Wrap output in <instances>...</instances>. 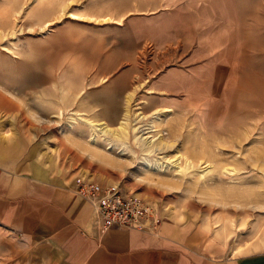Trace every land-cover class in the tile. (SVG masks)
<instances>
[{"label":"rangeland","instance_id":"1","mask_svg":"<svg viewBox=\"0 0 264 264\" xmlns=\"http://www.w3.org/2000/svg\"><path fill=\"white\" fill-rule=\"evenodd\" d=\"M0 96L5 167L118 184L213 251L264 250V0H0ZM99 123L118 135L92 142ZM0 264L65 261L0 233Z\"/></svg>","mask_w":264,"mask_h":264},{"label":"crops","instance_id":"2","mask_svg":"<svg viewBox=\"0 0 264 264\" xmlns=\"http://www.w3.org/2000/svg\"><path fill=\"white\" fill-rule=\"evenodd\" d=\"M0 233L53 246L65 264H264V250L225 256L173 222L162 221L155 234L103 229L71 184L33 180L1 162Z\"/></svg>","mask_w":264,"mask_h":264},{"label":"built area","instance_id":"3","mask_svg":"<svg viewBox=\"0 0 264 264\" xmlns=\"http://www.w3.org/2000/svg\"><path fill=\"white\" fill-rule=\"evenodd\" d=\"M76 195L89 203L93 222L103 228L138 229L157 233L161 218L149 202L124 193L118 184L102 186L81 181L74 186Z\"/></svg>","mask_w":264,"mask_h":264},{"label":"bare ground","instance_id":"4","mask_svg":"<svg viewBox=\"0 0 264 264\" xmlns=\"http://www.w3.org/2000/svg\"><path fill=\"white\" fill-rule=\"evenodd\" d=\"M33 84V83H32ZM2 96H0V98H1ZM3 99V98H2ZM0 104H2L1 106H3V103H0ZM11 105V104H10ZM164 112L165 111H162V112H160V113H158V114H156V115H154L153 116V120H152V122L154 123L155 121H157V120H159L160 119V116H161V114L163 115L164 114ZM152 123V124H153ZM150 125V131L151 130H153L152 129V127H153V125ZM148 127V126H147ZM91 128H92V130H93V135L91 136V141L93 142V141H95V133L96 132H99V134L101 133V135H105L106 136V134H117L118 135V128H114V129H112V128H110L106 123H99V124H95V125H91ZM146 132H149V130L148 131H146ZM144 133V132H143ZM104 138V137H103ZM106 138V137H105ZM142 139H144V137H142ZM106 140V139H105ZM152 140L153 139H151V140H147L146 142H145V146H147V148H150V142H152ZM107 141V140H106ZM108 142V145H107V149H111L112 148V146H113V143H111L110 141H107ZM142 145H143V143H142ZM144 146V145H143ZM151 149V148H150ZM152 151H153V149H151ZM150 151V150H149ZM179 158V157H178ZM177 158V159H178ZM186 162H187V159H186ZM158 163V162H157ZM188 164H189V161H188ZM147 165L150 167V168H155L156 170L157 169H159V168H161L160 166L161 165H159V163L156 165H153L152 163H148L147 162ZM176 165V164H175ZM175 168V167H174ZM161 170H165V167H163Z\"/></svg>","mask_w":264,"mask_h":264}]
</instances>
